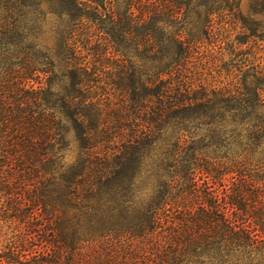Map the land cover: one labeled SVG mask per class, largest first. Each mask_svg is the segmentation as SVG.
<instances>
[{
  "label": "trees",
  "instance_id": "16d2710c",
  "mask_svg": "<svg viewBox=\"0 0 264 264\" xmlns=\"http://www.w3.org/2000/svg\"><path fill=\"white\" fill-rule=\"evenodd\" d=\"M241 1L0 0V264H264Z\"/></svg>",
  "mask_w": 264,
  "mask_h": 264
},
{
  "label": "rangeland",
  "instance_id": "374dc122",
  "mask_svg": "<svg viewBox=\"0 0 264 264\" xmlns=\"http://www.w3.org/2000/svg\"><path fill=\"white\" fill-rule=\"evenodd\" d=\"M239 9L242 12L244 16H247L250 18V21L253 22H264V11L261 15H255L252 14L249 10V3L248 0H242L239 5ZM232 27H228L224 34H229L230 38H234L236 32L238 31L237 26L234 29H231ZM234 49V50H233ZM232 50L233 53H236L239 51V55L236 56L235 62L237 61H243L242 63H238L242 67V69L248 67V63L251 64H258L259 67H264V34L261 38L259 37H247L245 42L241 44L234 43ZM217 47L213 51V56L218 54H222L221 56L224 57V59H228L230 56L234 57L233 54H230L231 48L228 50H225L223 45L219 49V53L216 52ZM240 59V60H239ZM202 64H205L202 69L203 77L208 79V81L212 80L215 83L219 82H226V81H232L235 80V76L237 73V70L235 67L231 68L229 72H226L225 70L220 68V62L213 59L206 63V61L202 60ZM244 64H247V66H244ZM249 65V66H250Z\"/></svg>",
  "mask_w": 264,
  "mask_h": 264
}]
</instances>
